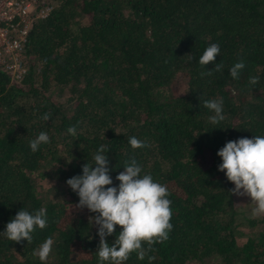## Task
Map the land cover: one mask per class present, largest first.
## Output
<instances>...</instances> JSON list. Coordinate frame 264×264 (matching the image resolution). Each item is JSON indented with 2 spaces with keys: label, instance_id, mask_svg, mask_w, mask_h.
<instances>
[{
  "label": "trees",
  "instance_id": "obj_1",
  "mask_svg": "<svg viewBox=\"0 0 264 264\" xmlns=\"http://www.w3.org/2000/svg\"><path fill=\"white\" fill-rule=\"evenodd\" d=\"M43 1L51 9L27 32V74L11 82L0 65V232L21 209L45 208L47 226L30 243L0 234V264H100L96 214L75 207L66 180L93 164L101 146L113 185L135 158L171 201L168 239L151 251L145 244L144 259L133 252L124 264H264V215L238 207L216 155L227 141L264 136V0ZM213 43L216 61L201 66ZM241 60L233 79L229 70ZM215 64L221 71L200 75ZM177 78L183 88L173 94ZM220 99L225 119L213 125L203 101ZM41 132L50 142L32 152ZM130 137L147 146L131 148ZM34 173L57 179L63 197L45 199ZM241 222L256 227L242 242ZM120 230L106 237L110 245ZM48 238L52 251L42 262L33 253Z\"/></svg>",
  "mask_w": 264,
  "mask_h": 264
},
{
  "label": "clouds",
  "instance_id": "obj_2",
  "mask_svg": "<svg viewBox=\"0 0 264 264\" xmlns=\"http://www.w3.org/2000/svg\"><path fill=\"white\" fill-rule=\"evenodd\" d=\"M219 53V45L210 44L199 57V64L201 66L214 64ZM245 66L242 60L235 63L229 70V75L237 79ZM221 69V64H215L212 70L202 72L200 75L211 76L213 71L219 72ZM249 83L257 84L258 77H250ZM203 106L214 113L209 116L211 124H218L225 119L222 99L205 100ZM42 119L49 120L50 114H45ZM67 133L76 136L77 128L71 126ZM49 142L47 133L41 132L29 142V147L32 152H36L41 144ZM128 143L133 149L147 146L136 137H130ZM105 151L106 148L101 146L93 156L94 163L91 165L84 163L82 174L67 179L66 184L79 198L75 207L87 208L90 213L96 214L91 218L92 223L97 226L99 245L96 254L100 264L105 262L124 264L133 252L138 254L139 259H144L146 255L144 245L147 244L148 251H151L153 244L168 239L172 228L168 188L155 182L149 174L141 175V166L135 158L125 161L123 171L115 177L119 183L113 185L110 175L112 169L109 167ZM216 155L221 159L217 170L223 172L227 181L234 185L231 193L250 198L254 204L252 209L254 217L264 215V136L227 141ZM46 226L45 208L35 213L21 209L9 220L5 230L0 234L12 242L30 243L32 233L37 228L43 230ZM117 227L121 230L110 245L106 237L115 234ZM52 245L53 240L46 239L33 255L38 256L42 262L47 261Z\"/></svg>",
  "mask_w": 264,
  "mask_h": 264
},
{
  "label": "built area",
  "instance_id": "obj_3",
  "mask_svg": "<svg viewBox=\"0 0 264 264\" xmlns=\"http://www.w3.org/2000/svg\"><path fill=\"white\" fill-rule=\"evenodd\" d=\"M51 9L43 0H0V65L11 82L20 83L28 72L24 60L26 35L35 18Z\"/></svg>",
  "mask_w": 264,
  "mask_h": 264
},
{
  "label": "rangeland",
  "instance_id": "obj_4",
  "mask_svg": "<svg viewBox=\"0 0 264 264\" xmlns=\"http://www.w3.org/2000/svg\"><path fill=\"white\" fill-rule=\"evenodd\" d=\"M79 19L85 20V16L80 15L78 16ZM182 78H177L170 86H169V91L174 93H179L182 88H183V79ZM54 91H57L56 89H52ZM62 97H59V100H63V97H65L66 93L63 90L61 93ZM33 177L36 182V189L39 191L41 195L44 196L45 199L50 200V199H58L60 200L63 195L61 194V191H63L62 185L58 186L57 179H48L47 177H39L36 173L33 174ZM56 182L57 184H54ZM54 185H57V187H54ZM234 186V185H233ZM58 188V189H57ZM59 191V192H58ZM60 193V194H59ZM236 203H238V207L243 209L245 214L249 216L252 215V209L254 208V204L251 203L250 198L247 196H237L235 195ZM237 236L240 242L244 241L247 238V235L249 233H253L256 230L255 226H248L245 223H238L237 225ZM194 264V263H193Z\"/></svg>",
  "mask_w": 264,
  "mask_h": 264
}]
</instances>
